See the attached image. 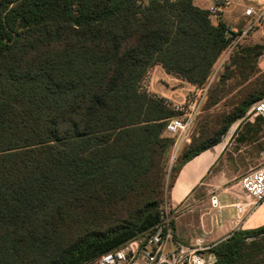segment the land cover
<instances>
[{"label":"trees","instance_id":"trees-1","mask_svg":"<svg viewBox=\"0 0 264 264\" xmlns=\"http://www.w3.org/2000/svg\"><path fill=\"white\" fill-rule=\"evenodd\" d=\"M229 33L194 0H0V264H82L159 223L155 200L136 206L179 114L142 84L160 66L202 88ZM263 52L230 54L242 99L213 138L193 136L176 172L264 99V73L253 79ZM102 216L119 224L110 235L70 244L57 231ZM250 237L264 241V226L213 246L214 264H243Z\"/></svg>","mask_w":264,"mask_h":264},{"label":"crops","instance_id":"crops-1","mask_svg":"<svg viewBox=\"0 0 264 264\" xmlns=\"http://www.w3.org/2000/svg\"><path fill=\"white\" fill-rule=\"evenodd\" d=\"M241 1L223 0L220 20L228 26L234 24L236 19L233 18L240 13ZM204 3L207 5L201 6L194 0L201 9L210 11L217 6L216 0H204ZM155 69L162 70V87L154 75L150 91L175 106L188 101V92L199 90L168 75L160 66ZM263 140L264 121L258 115L248 113L231 125L220 143L181 165L174 174L166 200L177 210L174 234L180 244L191 246L200 238L212 248L237 231L264 226V202L254 208L240 186L242 176L259 166ZM213 197L218 200L217 206H212ZM238 205L244 206L243 219H239Z\"/></svg>","mask_w":264,"mask_h":264},{"label":"rangeland","instance_id":"rangeland-1","mask_svg":"<svg viewBox=\"0 0 264 264\" xmlns=\"http://www.w3.org/2000/svg\"><path fill=\"white\" fill-rule=\"evenodd\" d=\"M219 1L222 3L221 0ZM196 2L201 6L207 5L204 3V0H196ZM252 3L251 0L241 1V5L238 6L240 13L237 12L233 18V20H236L234 24L229 25L230 30L233 28L241 31L247 28L249 20L245 18L244 12ZM210 20L219 22L220 18H218V20L210 18ZM256 45L264 47V21L256 26L248 36L241 41L238 48H248ZM230 54L228 55L227 52H225L221 56L205 86L198 88L199 90L188 92V101L182 104L183 109L178 110L174 104L169 102L170 107L179 114L177 117L184 116L187 112H190L191 109L189 106L196 103L193 108L195 110V119L183 140L180 136L166 135L174 141V144L167 155L162 156V170L160 173L151 175L146 181V186L140 190L141 196L138 197L139 204L136 206V210L142 209L143 206L151 200H155L158 210L161 205L166 203L169 188L176 169L182 162L183 154L191 144L193 136H200L202 132H205L206 135L200 137V142L213 138L215 136V131L220 128L219 126L223 122L224 117L232 112L233 108L239 105L242 99V93L247 86L246 83L240 85L243 82V77L240 75L239 69L231 66ZM254 67L255 71L258 73H255L253 79L259 77L260 73H264V62H261L258 58L257 61L254 62ZM154 75L156 79L159 80L158 83L160 85L162 84V70L155 69L154 67L144 80L142 89L150 94L157 95L149 89L150 82ZM224 76H227L229 79L222 81ZM215 101H218V104L213 105ZM117 226H119L117 222L106 221L102 216L96 222H85L79 218L70 221L67 220L58 226L57 231L62 234L61 236L63 239L71 244L83 239H94L99 236L103 237L110 235L112 230ZM149 231L150 230L141 231L133 239H141L146 236ZM195 237L194 234L193 239H195ZM248 244L249 249H247V253H250V256L243 264H264V241H262L261 238L250 237L248 239Z\"/></svg>","mask_w":264,"mask_h":264},{"label":"built area","instance_id":"built-area-1","mask_svg":"<svg viewBox=\"0 0 264 264\" xmlns=\"http://www.w3.org/2000/svg\"><path fill=\"white\" fill-rule=\"evenodd\" d=\"M221 1L220 5L217 4L210 10L211 19L218 20L220 7L224 6L223 0ZM251 1L253 3L244 12L245 18L249 20L247 28L241 31L233 28L230 30L229 36L234 40L226 51L228 55L264 21V0ZM259 59L264 62V52ZM195 105L196 103L190 105L191 111L184 116L174 117L168 121L166 126L168 135L180 136L182 140L185 138L195 119L193 109ZM176 109H183V105L176 106ZM249 113L258 115L264 121V99L255 104ZM240 186L254 208L264 202V140L259 166L242 176ZM211 203L212 206H217L218 200L213 197ZM237 210L239 219H243L244 206L238 205ZM176 213L177 210L164 203L159 208V223L146 236L130 240L119 248L82 264H214V255L209 253L211 248L207 247L202 239H196L191 246H184L176 240L174 234Z\"/></svg>","mask_w":264,"mask_h":264}]
</instances>
